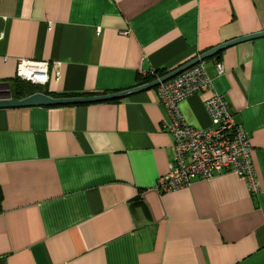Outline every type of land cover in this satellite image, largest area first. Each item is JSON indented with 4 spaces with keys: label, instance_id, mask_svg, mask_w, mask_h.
Returning <instances> with one entry per match:
<instances>
[{
    "label": "crops",
    "instance_id": "1",
    "mask_svg": "<svg viewBox=\"0 0 264 264\" xmlns=\"http://www.w3.org/2000/svg\"><path fill=\"white\" fill-rule=\"evenodd\" d=\"M263 30L264 0H0V83L28 58L49 62L37 92H121ZM214 56L205 65L249 134L258 190L234 171L156 188L175 157L156 87L0 107V264H264V36ZM180 108L211 124L203 96Z\"/></svg>",
    "mask_w": 264,
    "mask_h": 264
},
{
    "label": "built area",
    "instance_id": "2",
    "mask_svg": "<svg viewBox=\"0 0 264 264\" xmlns=\"http://www.w3.org/2000/svg\"><path fill=\"white\" fill-rule=\"evenodd\" d=\"M215 66L218 74H224L220 59ZM150 73L156 74V70ZM17 76L44 85L50 79L49 62L19 58ZM156 88L167 114L163 127L172 133L175 151L169 172L158 179L156 188L170 192L190 185L196 178L208 179L216 172L234 171L247 177L253 189L258 190L249 134L236 123L225 95L215 89L205 61L161 81ZM193 95L203 96L211 119L207 127L191 125L180 108V102Z\"/></svg>",
    "mask_w": 264,
    "mask_h": 264
},
{
    "label": "water",
    "instance_id": "3",
    "mask_svg": "<svg viewBox=\"0 0 264 264\" xmlns=\"http://www.w3.org/2000/svg\"><path fill=\"white\" fill-rule=\"evenodd\" d=\"M264 36V30L252 34L243 35L240 37L233 38L231 40H228L224 43L219 44L218 46H215L206 52H203L202 54L198 55L197 57L193 58L192 60L186 62L185 64H182L181 66L170 70L167 74L161 76L160 78H157L151 82L135 86L133 88L111 93V94H102V95H76V96H64V97H54L52 95H48L44 92H35L33 94H30L24 98L21 99H14L12 97L11 93V86L8 82L0 83V107H21V106H36V105H68V104H84V103H91V102H98V101H105V100H111V99H117L126 97L128 95H131L133 93L151 89L156 87L161 81L168 80L174 76H176L178 73L182 72L183 70L191 67L192 65L203 61L207 58L213 57L214 55L218 54L219 52L223 51L227 47H230L234 44H237L239 42L257 38ZM2 88H8V91H2Z\"/></svg>",
    "mask_w": 264,
    "mask_h": 264
},
{
    "label": "trees",
    "instance_id": "4",
    "mask_svg": "<svg viewBox=\"0 0 264 264\" xmlns=\"http://www.w3.org/2000/svg\"><path fill=\"white\" fill-rule=\"evenodd\" d=\"M218 54L215 55L214 57H217ZM167 72H168V70H166V69H157L156 74H148L143 79L140 77L139 80L142 79L140 81V84H145V83L151 82V81L155 80L157 76H163V75L167 74ZM9 83L11 86L12 97L14 99H21V98H24L30 94H33V93L39 91L38 85L33 84L30 81L23 80L19 77L14 78ZM53 95L55 97H64V96H76V95H85V94H83V93L82 94H71L70 93V94H53ZM53 106H62V105H53ZM2 201H3V195H2V192L0 190V210L2 209Z\"/></svg>",
    "mask_w": 264,
    "mask_h": 264
},
{
    "label": "rangeland",
    "instance_id": "5",
    "mask_svg": "<svg viewBox=\"0 0 264 264\" xmlns=\"http://www.w3.org/2000/svg\"><path fill=\"white\" fill-rule=\"evenodd\" d=\"M2 91H8V88H2Z\"/></svg>",
    "mask_w": 264,
    "mask_h": 264
}]
</instances>
